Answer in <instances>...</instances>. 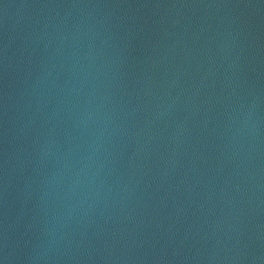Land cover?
I'll return each instance as SVG.
<instances>
[{"label":"water","instance_id":"obj_1","mask_svg":"<svg viewBox=\"0 0 264 264\" xmlns=\"http://www.w3.org/2000/svg\"><path fill=\"white\" fill-rule=\"evenodd\" d=\"M0 264H264V0H0Z\"/></svg>","mask_w":264,"mask_h":264}]
</instances>
